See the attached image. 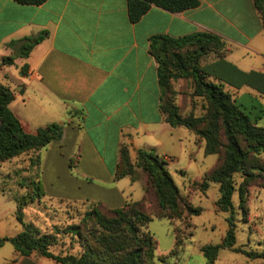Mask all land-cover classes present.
Masks as SVG:
<instances>
[{"label": "crops", "instance_id": "crops-1", "mask_svg": "<svg viewBox=\"0 0 264 264\" xmlns=\"http://www.w3.org/2000/svg\"><path fill=\"white\" fill-rule=\"evenodd\" d=\"M198 31L222 38L230 46L224 60L239 71L264 73V26L252 0H199L198 6L177 13L152 5L136 22L129 20L127 0H46L40 5L0 0V64L16 53L12 41L43 35L26 57L0 67V83L14 95L9 108L27 132L62 124L61 138L37 153L42 196L109 209L140 200L143 184L129 176L114 179L122 145L132 161L138 149L152 148L169 162L195 163L194 134L163 120L149 40ZM216 69L240 82L231 67ZM237 85L225 84L236 98L257 91ZM255 189L264 192L249 188L246 221L253 216L248 205ZM32 256L14 250L4 264H41Z\"/></svg>", "mask_w": 264, "mask_h": 264}, {"label": "trees", "instance_id": "trees-1", "mask_svg": "<svg viewBox=\"0 0 264 264\" xmlns=\"http://www.w3.org/2000/svg\"><path fill=\"white\" fill-rule=\"evenodd\" d=\"M14 1L40 5L46 0ZM252 1L264 26V0ZM198 4L199 0H127V12L129 20L136 22L152 5L177 13ZM42 38L43 35H36L12 41L11 45H18L17 51L12 56L3 57L0 67L13 64L15 57H26ZM228 51L230 46L222 38L207 31L181 37L154 35L149 40V52L157 64L160 111L164 122L171 127L187 128L197 139H202L205 155L217 156L216 163L204 173L201 186L205 191L210 182L218 184L219 197L215 206L218 210L229 212V216L221 243L200 247L206 264H214L221 248L241 252L250 259L260 258L263 260L261 264H264V251L245 250L236 245V216L232 200L237 193L238 208L243 220H246L249 188L257 186L264 190V161L260 157V152L264 150V126L257 123L258 118L253 120L246 111L247 107L238 103L237 98L225 88V84L238 88L237 83H241L264 94L261 82L264 73L239 71L224 60ZM210 52L218 61L202 66V58ZM221 65L231 67L240 82H233L230 72L223 75L216 69ZM181 78H190L191 97L205 102L202 115L192 112L181 115L179 112L172 85ZM13 98L12 90L0 83V164L31 153L30 163L38 168L40 161L37 153L51 141L61 138L62 124L54 122L39 127L34 133L27 132L9 108ZM194 104L191 100V105ZM167 164V160L152 148L138 149L132 161L128 147L122 145L114 179L129 176L136 180L134 169L142 168L147 174V181L140 200L126 202L118 209L93 204L78 222L66 225L62 231L56 228L53 232L42 233L32 222L24 221V203L16 199V217L22 230L13 237H0V247L9 242L21 256L37 254L59 264H157V242L147 228L152 216L174 220L185 215H198L202 211L200 206L192 205L182 196ZM34 186V193L41 196L40 182ZM60 233H68L71 240L75 239L80 247L78 254L51 251L50 248L58 243L57 235ZM173 233L175 248L179 240L176 232ZM159 261L163 262V259Z\"/></svg>", "mask_w": 264, "mask_h": 264}, {"label": "rangeland", "instance_id": "rangeland-1", "mask_svg": "<svg viewBox=\"0 0 264 264\" xmlns=\"http://www.w3.org/2000/svg\"><path fill=\"white\" fill-rule=\"evenodd\" d=\"M214 59L216 56L210 52L202 58L201 65L212 64ZM172 86L181 115L192 112L199 116L205 112V102L190 95L192 86L190 78L175 80ZM252 91L253 94L239 96L237 102L246 106L250 117L253 120L258 118L257 123L264 126L263 95L255 90ZM191 100H194V105H191ZM203 145L202 139L195 137L191 149L196 158L194 164L188 159H181L178 162H169L168 157L166 159L167 168L182 196L192 205L200 206L202 211L198 215H185L174 220L152 216L147 228L157 242L155 250L157 264H206L200 247L204 244L221 243L225 234L229 212L218 210L215 206V201L219 197L218 184L210 182L208 188L202 191V175L215 164L217 159L215 154L205 155ZM157 150L160 152L159 148ZM30 157L31 153H26L0 164V237H13L22 230V225L16 217V199L24 203L22 209L24 221L32 222L42 233L53 232L56 228L62 231L66 225L78 222L89 209L81 204H64L49 201L44 195L37 196L34 193V185L39 182V173L36 165L30 163ZM180 168L187 169L188 173L181 174ZM134 177L137 184L146 186L147 174L142 168L135 167ZM232 200L237 226L236 245L242 246L245 250L264 251V192L256 189L252 192L248 205L249 212L253 215L250 217L251 220L248 218L247 221L243 220L241 210L238 208L237 193H234ZM173 231L176 232L175 235L179 240V245L175 248ZM57 239L58 243L50 248L54 253L80 252L77 242L75 239L71 240L68 233L58 234ZM13 253L14 248L11 243L6 242L1 246L0 264H4ZM38 257V262L41 264H58L37 254L32 256L35 261ZM160 259H163V262H160ZM262 261L260 258L250 259L241 252L221 248L214 264H261Z\"/></svg>", "mask_w": 264, "mask_h": 264}, {"label": "built area", "instance_id": "built-area-1", "mask_svg": "<svg viewBox=\"0 0 264 264\" xmlns=\"http://www.w3.org/2000/svg\"><path fill=\"white\" fill-rule=\"evenodd\" d=\"M168 159V158H167Z\"/></svg>", "mask_w": 264, "mask_h": 264}]
</instances>
